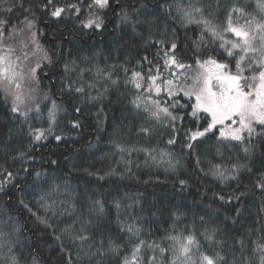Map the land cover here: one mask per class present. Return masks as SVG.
I'll return each instance as SVG.
<instances>
[{
  "label": "trees",
  "instance_id": "16d2710c",
  "mask_svg": "<svg viewBox=\"0 0 264 264\" xmlns=\"http://www.w3.org/2000/svg\"><path fill=\"white\" fill-rule=\"evenodd\" d=\"M141 2L145 7L137 14L133 8H140V4L127 0L130 19L120 21L119 26V16L108 10L105 27L98 32L81 30L74 19L54 20L41 12L36 0H28L24 7H31L35 12L31 31L38 33L35 40L40 48L32 42L31 32L26 28L25 33L19 32L6 41L16 49L13 58L19 55L23 61V53L27 52L25 64L40 63L36 81L27 82L34 86L26 107L32 108L28 123L33 127H48V111L53 101L60 109L69 108L67 90H61L66 79L61 61L70 64L75 60L78 67L91 69L83 80L85 96H98L91 103L85 96L79 97L78 106L83 110L80 128L70 129L67 114L59 111L52 135L30 145L28 123L13 118L11 99L6 100L0 92V167L15 174L13 182L0 191V230L4 232L0 244L11 242L19 264H34V259L35 264H59L61 255L64 264L69 259L72 264H120L131 248L129 234L120 231V224L141 229L139 237L133 238L136 242L161 243V238L172 232L175 225L178 230L194 231L206 247L208 242L199 234L207 229L214 240L222 242L223 253L229 258L235 246L237 259L240 258L239 244L234 241L243 238L248 244L244 252L246 264H260L259 253H253L251 244L264 231V192L256 187L258 172L264 170L260 159L254 163L241 149L228 147L231 142L218 141V132L210 133L202 143L197 142L198 147L188 149L183 146L182 132L176 137L178 143L169 145V130L157 126L151 136L139 131L146 124L145 114L138 113L129 103L136 89L125 85L124 69H128L129 77L133 70L142 69L147 73V65L142 66L138 61L145 56L155 58L157 48L152 45L165 33L169 40L174 35L182 53L187 54L186 57L181 54L185 64L196 65L193 52L204 51L203 47H197L201 44L202 25L191 23L183 27L167 17V9L159 7L165 0ZM197 2L212 13L208 16L206 12V18L216 25H224L226 9L232 0H167L173 16L178 9ZM241 2H250L255 7L253 0ZM23 18L24 14L14 12L13 23ZM205 36L203 44L208 45L211 37L207 33ZM44 52L52 63L43 59ZM234 64L235 61L232 71H235ZM97 69L111 72V78L98 74ZM70 78L76 79L75 76ZM90 83L95 87L88 88ZM142 86L147 87L143 83ZM181 102L193 104L183 96ZM37 106L39 115L35 110ZM69 110L75 117L74 108ZM189 120L184 121L185 127ZM56 135L62 137L59 142ZM20 152L25 153L23 159L14 160ZM261 155L257 144L255 156L260 158ZM169 162L175 166L174 171L169 169ZM217 164L224 172L223 177L212 174ZM234 164L249 165L254 172L250 174L241 169L236 174L237 179H231ZM36 172L41 174L38 180ZM181 178L188 181V187L183 190L179 185ZM45 193L50 195L41 200ZM221 195L226 198L235 195L239 199L229 203L221 201ZM96 201L104 206L103 213L98 212ZM115 202L121 204L119 221ZM37 216L51 226L41 224ZM13 227L19 231H13ZM80 235L88 239H76ZM109 239L120 246V256L111 252L97 256L101 241L103 251L108 248ZM214 247L208 249L210 253Z\"/></svg>",
  "mask_w": 264,
  "mask_h": 264
},
{
  "label": "snow or ice",
  "instance_id": "6c2138e0",
  "mask_svg": "<svg viewBox=\"0 0 264 264\" xmlns=\"http://www.w3.org/2000/svg\"><path fill=\"white\" fill-rule=\"evenodd\" d=\"M26 2L28 0H0V92H3L6 100L11 99L10 111L13 118L21 119L23 123H28V113L32 108H22L25 98L22 97L19 90L23 81H36L40 63L37 61L35 66L25 64L24 61L28 60L27 52L23 53V61L19 55L13 58L16 49L6 41L26 28L31 32L32 42L36 44L37 48H40L39 43L35 40L38 33L31 31L34 27L35 12L31 7H24ZM36 3L41 12L54 20L74 19L78 22V27L81 30L102 31L105 27L104 17L108 10L119 16L117 26L120 21H129L130 19L127 0L124 3H121V0H36ZM135 3L140 4V8L134 7L133 11L139 14L145 5L141 0H135ZM159 7L166 8L165 15L183 27H187L191 23L203 26L200 33L201 44H198L197 47H203L204 51L193 52V55L196 56V66L201 71L191 77L185 76L183 81L179 80L180 73L175 69H191L192 65L182 62L181 54L185 57L187 54L182 53L174 35L171 40L168 39V33L153 43L152 46L157 48L154 59L145 56L142 61H138L142 66L147 65V73H143L142 69L133 70L129 77L128 69L125 68V85H132L136 89V94L129 103L138 113L145 114L146 124L139 131L146 136H151L157 126L169 130L167 141L169 145L178 143L176 137L182 132L183 146L188 149L198 147L197 142L202 143L210 133L216 135L218 132L219 135L216 137L218 141L231 142L227 145L228 147L241 149L245 156L250 157L254 163L260 159V162L264 164V0H256L255 7L250 2L243 3L241 0H232L226 9L224 25H216L211 19L206 18V12L208 16H211L212 13L198 2L189 4L186 9H178L176 16L172 15V9L167 0ZM220 7L221 5L217 3V8ZM117 9L121 11L117 12ZM14 12L24 14L23 20L13 23ZM136 23H140V21ZM135 27L134 24L133 31H135ZM205 33L211 37L208 45L203 44L206 39ZM226 34H230V36ZM41 51L43 50L41 49ZM43 59L52 63L47 52H44ZM161 61H163L162 64ZM233 61H235V71L231 70ZM61 63H63L66 77L61 90L62 92L65 88L67 90L69 108L60 109L53 101V106L48 111L47 128L33 127L31 123H28L27 136L30 137V145L40 143L52 135L53 125L58 123L59 111H64L67 114L70 129L81 127L80 116L83 110L78 106V100L80 96L86 94L83 80L85 73L90 72L91 69L78 67L75 60L70 64L66 61H61ZM165 72L168 75H165ZM97 73L105 75L106 79L111 78V72L106 73L97 69ZM72 76H75L76 79L70 78ZM112 83L115 84L116 81H112ZM142 83L147 87H143ZM87 87L94 88L95 84L90 83ZM181 94L189 100L194 97L195 103H182ZM85 98L91 103L97 100L98 96L87 94ZM72 108H74L75 117H72L69 110ZM182 109L184 111L181 114ZM35 110L39 115L40 108L37 106ZM97 118L99 120L98 114ZM189 118V125L185 127L184 121ZM205 123L206 126H204ZM55 139L59 142L62 137L56 135ZM257 144L261 148L260 158L255 156ZM24 155V152H20L13 159H23ZM197 165H199V158H197ZM169 169L175 170V166L170 162ZM241 169L250 174L254 172V168L249 165L234 164L232 167L234 174L231 179H237L236 174ZM25 171L28 170L25 169ZM212 174L224 176V172L220 171L218 164L213 166ZM35 176L38 180L41 174L36 172ZM14 179L15 174L12 171L0 167V191L11 184ZM179 185L183 190L188 187V181L181 178ZM256 187L264 192V170L258 172ZM244 194L241 193V195ZM48 195L50 193L42 194L41 200H45ZM219 199L227 200L230 203L232 199H239V197L233 195L231 198H226L221 195ZM96 204L98 212L103 213L104 206L99 201H96ZM24 207L32 215H36L27 204H24ZM115 207L119 221L121 204L115 202ZM173 215L175 216V213ZM175 219L179 220V216H175ZM37 220L41 224L51 226L39 216H37ZM13 231H19V229L13 227ZM120 231H126L129 234L128 243L131 245L129 254L123 256L120 264H161L162 261H166L167 264H246L244 252L248 244L243 238L234 241V244H239L240 258L237 259L235 246L233 255L229 258L223 253L222 242L214 240L207 229L199 235L208 242V247L194 231L178 230L175 225L172 232L161 238V243H148L145 240L136 242L133 238L139 237L141 229L133 225H128L125 228L123 224H120ZM3 236L4 232L0 230V237ZM76 239L86 241L88 237L80 235ZM56 240L59 241L60 237L57 236ZM163 241L168 243H163ZM251 244L253 253H259L260 264H264V231L255 240H252ZM213 246H215L213 252L210 253L208 249ZM101 249H104L103 240L100 249L96 251L97 256L103 257L106 252H111L116 256L121 254L120 246L111 239H109L108 248L103 251ZM63 251L64 248L61 245V252ZM0 261L2 264H19L11 242L0 244ZM59 264H64L63 255L59 258ZM67 264H72L71 259L67 261Z\"/></svg>",
  "mask_w": 264,
  "mask_h": 264
},
{
  "label": "rangeland",
  "instance_id": "374dc122",
  "mask_svg": "<svg viewBox=\"0 0 264 264\" xmlns=\"http://www.w3.org/2000/svg\"><path fill=\"white\" fill-rule=\"evenodd\" d=\"M254 3H256V0H253ZM23 33L26 32V30L22 31ZM227 35V34H226ZM175 71H177L178 73H180L179 75V80L183 81L185 76L191 77L194 76L196 74V72L201 71V69L197 68L196 65L192 66L191 69H175ZM165 75H168L167 72L164 73ZM30 80H25L22 82V87L19 90L22 97L25 98V103L22 105V108H26L27 106H29V97H31V93H33L34 91V86L31 84L29 85L27 82ZM191 82V80L189 79V83ZM145 95H147V93H145ZM181 96H183L181 94ZM186 98V97H185ZM193 103H195V99L194 97L191 99ZM219 135V133H218Z\"/></svg>",
  "mask_w": 264,
  "mask_h": 264
}]
</instances>
